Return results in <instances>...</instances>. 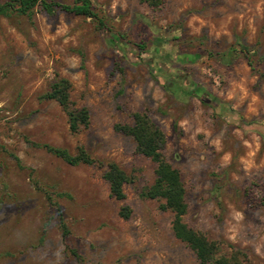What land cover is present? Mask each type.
Wrapping results in <instances>:
<instances>
[{
  "label": "rangeland",
  "instance_id": "1",
  "mask_svg": "<svg viewBox=\"0 0 264 264\" xmlns=\"http://www.w3.org/2000/svg\"><path fill=\"white\" fill-rule=\"evenodd\" d=\"M90 2L102 27L38 6L0 16V264H198L161 201L139 196L154 164L114 129L141 111L180 174L183 222L218 254L264 264V0ZM59 78L89 114L76 133L42 98ZM33 144L82 148L95 163L66 164ZM108 162L130 178L121 202L102 179Z\"/></svg>",
  "mask_w": 264,
  "mask_h": 264
},
{
  "label": "trees",
  "instance_id": "2",
  "mask_svg": "<svg viewBox=\"0 0 264 264\" xmlns=\"http://www.w3.org/2000/svg\"><path fill=\"white\" fill-rule=\"evenodd\" d=\"M147 6L155 8L160 5L161 0H140ZM39 7L46 14H52L54 9L62 12L82 16L96 21L98 27H102V21L97 18L93 11L90 0H72L71 5L49 2L46 0H8L0 4V16H6L10 12H15L22 16L30 17L33 8ZM247 53L246 46L242 47ZM70 84L64 78L55 80L48 92L42 98L55 101L66 116L68 130L76 133L80 128H86L89 124V114L86 108H74L69 100ZM178 90V91H177ZM174 94L180 91L179 87L174 88ZM181 93L184 97L190 95L189 90ZM132 122L129 125H115L114 129L121 134L128 136L134 143V150L137 154L149 159L154 164L153 181L151 185L139 193L143 199L161 201L158 208L161 211H169L172 215L170 228L175 239L185 244L195 255L198 264H241L237 258V253L231 252L229 255L217 253V245L208 241L202 234L194 231L183 222L186 213L185 191L178 170L167 163L162 155L164 136L162 131L150 120L144 112H134L131 115ZM260 125L264 128V122ZM264 140V136H262ZM35 147L44 149L46 152L60 158L66 164L81 162L84 164H94L82 148H78L75 155H70L65 149L52 147L47 144ZM14 159H16L14 157ZM102 179L106 182L109 196L118 202L124 200L123 185L130 183V178L114 163L108 162L102 174ZM57 216L60 218L58 208H55ZM130 209L127 205H121L118 216L127 220L130 216ZM59 229L62 239L68 235L67 228L59 219ZM72 256L78 259L77 254L69 249Z\"/></svg>",
  "mask_w": 264,
  "mask_h": 264
},
{
  "label": "flooded vegetation",
  "instance_id": "3",
  "mask_svg": "<svg viewBox=\"0 0 264 264\" xmlns=\"http://www.w3.org/2000/svg\"><path fill=\"white\" fill-rule=\"evenodd\" d=\"M170 79L171 78H164L162 80H163L164 83H167V84H170V85L174 84L175 82L170 81Z\"/></svg>",
  "mask_w": 264,
  "mask_h": 264
}]
</instances>
